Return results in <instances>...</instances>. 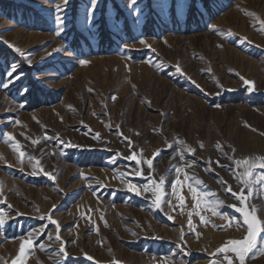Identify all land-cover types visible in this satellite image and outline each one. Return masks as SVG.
Segmentation results:
<instances>
[{
	"label": "rangeland",
	"instance_id": "rangeland-1",
	"mask_svg": "<svg viewBox=\"0 0 264 264\" xmlns=\"http://www.w3.org/2000/svg\"><path fill=\"white\" fill-rule=\"evenodd\" d=\"M56 3L0 0V49L8 51L0 50V80L7 79L4 72L12 62L26 73L0 90V131L14 137L0 140V212L6 219L0 226V264H13L29 233L44 248L26 249L25 264H227L217 249L246 233L235 226L242 224L231 207L238 202L217 182L223 178L239 191L229 170L234 165L216 145L235 159L264 156V0H198L195 9L193 0H138V12L127 0H102L91 26L84 23L87 0H70L60 37ZM56 48L63 51L53 52ZM85 58L89 63L79 65ZM241 77L254 82V91ZM24 86L30 94H20ZM89 128L105 143L86 134ZM117 131L134 141L138 159L140 154L153 159L151 175L165 179L171 206L156 209L150 194L127 191L128 180L137 185L145 180L131 175L128 165L134 161L115 155H129ZM45 133L74 147L47 140ZM27 157L39 159L56 179L43 172L31 175L35 160L30 164ZM209 158L227 167L212 163L206 171ZM191 160L196 164L187 168ZM176 166L185 172L173 193ZM141 169L148 174L146 164ZM189 183L212 195L193 200ZM253 193L248 203L264 220V190L256 185ZM207 200L223 201L217 207L228 219L214 215ZM50 211L60 224L66 259L56 255L61 245L55 226L39 218ZM42 225L47 227L39 234ZM257 247L264 248V233ZM246 264H264V253Z\"/></svg>",
	"mask_w": 264,
	"mask_h": 264
},
{
	"label": "snow or ice",
	"instance_id": "snow-or-ice-1",
	"mask_svg": "<svg viewBox=\"0 0 264 264\" xmlns=\"http://www.w3.org/2000/svg\"><path fill=\"white\" fill-rule=\"evenodd\" d=\"M54 3H56V0H53ZM70 3V0H61V2L56 3L55 7V35L57 37H60L65 32V23L66 18L64 16V13L67 11V7ZM100 3H102V0H87V5L85 9V16H84V23L87 26H91L95 20V14L96 11L99 8ZM127 7L131 9L133 12H138V0H127ZM213 31H216V29L213 28ZM3 43L7 44L9 48H12L16 53H18L21 57L25 56V53L21 51L18 47H15L11 43H8L7 41H3ZM139 43L144 45L145 47H151V45L147 44V41L143 38L139 39ZM127 47V45H126ZM63 49L56 48L53 49V52H61ZM53 53H48V55H52ZM147 63H151V61H144ZM26 63L29 67L32 65L31 58H28L26 60ZM79 65L84 66L89 63L88 59H79L78 60ZM176 71L180 73L181 75H184L183 70L177 66ZM26 73L21 72L18 70V65L16 62H12L7 66L6 71L4 72V76L7 77V79L0 80V90H6L9 89L10 86L14 85L16 81H20L24 78ZM39 75V74H37ZM243 80V84L247 86V90L249 92L254 91V82L249 81L247 79ZM194 83V81H193ZM199 87V85H197ZM218 87H220L218 85ZM91 91V90H90ZM21 95H27L30 94V89L27 86L21 87L19 90ZM219 94V93H217ZM207 95V93H206ZM13 100H15L14 97H12ZM113 100L116 99L115 96L112 97ZM19 103V102H17ZM19 106L21 108L24 107L23 103H20ZM219 107V105H218ZM15 124H19V120L14 121ZM119 129V126H117ZM92 130L89 128L88 133L91 134ZM117 135L121 136L123 140L127 141V147L129 149V155L124 156L123 153H116L115 155L122 157L123 159H126L129 162L134 161L135 164H129L128 167L132 169L131 175L133 177L139 176L145 180V183L142 185H137L135 182H132L130 180L126 183V188L128 192L134 193L137 196H141L144 194H150L151 203L153 204L154 208L161 209L162 210V204L168 203L171 206V202L167 201L165 199V179L161 177L159 181H156L152 175L151 172L153 170V159H145L142 154H140V158L138 159L137 153L134 151V141L130 137L123 136V133L120 131H117ZM138 135L139 133H135ZM91 138L93 140H96L98 143H105V141L101 138L100 133L91 134ZM14 139L13 135L7 131H0V140H7L12 141ZM45 139L47 140H56L57 144H64L65 147H74L71 143L65 144L64 141L60 140L58 137L48 136L47 133H45ZM33 143H40V141H33ZM84 147V146H79ZM171 147V145L169 146ZM201 149H203V143L199 145ZM217 149L222 152L224 157L226 159H229L232 161V164L234 167L230 168L229 170L232 172L233 177L239 182L240 188L239 191L233 190L232 186L228 184L227 181H224L223 178L217 179V182L221 184V186L224 188V191L226 193H230L231 197L234 198L238 203L232 205L231 207L234 208L235 212L240 213V216L242 217V224L237 222L236 227H245V233L241 239H233L227 241V244L217 249L219 253L223 254V260L227 262V264H246L247 260L255 258V256L259 253H264V248H258V241L261 238V234L264 233V220H260L255 215L257 209L255 206L248 203L249 198L253 196V190L254 186L259 185L261 190H264V156L255 157V158H244V159H235L234 156L229 157L227 153L223 152V146L219 143L216 145ZM20 145H16V151H19ZM189 153L194 154L196 149L189 148L187 149ZM235 150L233 149V152ZM158 154V153H157ZM19 155L21 157H25L24 152H20ZM29 163L33 160H35V163L32 164V170L31 175H40L42 172L43 174L47 175L49 180H55L56 177L51 172H45L43 169V166L41 165V162L39 159H36L35 157H27ZM180 160L182 162H185V156L183 152L180 153ZM114 162V161H113ZM212 163H215L216 167L224 168L227 167L226 165L222 164L220 160H216L215 162L211 161V158H209V164L206 168V171L212 170ZM147 165V172L148 174L145 175V172L142 171L141 165ZM196 164L195 160L186 161L185 166L187 168H191ZM182 172H185V168L181 166L175 167V173L177 179L174 180L170 187L175 193L177 189V185L181 183L179 177ZM118 175L121 176L122 180L126 179L125 174L119 173ZM87 180V178L85 177ZM184 180H190V177L185 174ZM201 182L199 180L195 181L196 185H199ZM189 188L191 191V196L193 200H197L199 197L200 200H205L206 197L212 195L209 192H201L196 186H193L192 183H189ZM245 189H247V194L245 193ZM93 195H98L95 190H93ZM99 198V197H98ZM145 198H149L146 196ZM180 203L183 205L184 198L180 197ZM223 204V201L221 200H207L206 206L214 215L220 216L221 218L228 219L227 216L224 215L222 211L218 209V205ZM53 209H55V205L53 206ZM53 212L50 211V213L45 217L41 216L40 219L44 220L46 219L48 224H51L55 226L57 235L55 236V241L60 243V248L58 249V252L56 255H63V258L66 259L68 257V252L65 247V242L61 240V237L59 235L61 229L60 224L57 220L52 218ZM169 219H172L171 216L168 217ZM235 219V218H233ZM201 220L207 223V221L204 220V217H201ZM6 223V219L4 217L3 212H0V226H3ZM47 225H42L41 229L37 230L39 234L44 233V229H46ZM189 227H191V220H189ZM48 239L51 240V235L48 236ZM181 239H183V236H181ZM33 246H38L39 248L43 249L44 244L35 245L34 244V238L32 237V233H29L28 237H25L22 242L19 245V254L17 258L13 261V264H25L24 257L26 255V249H29ZM229 253H232L233 255H229ZM89 260H92V257H86ZM54 264H62L61 261H56ZM212 264H215V261L212 262Z\"/></svg>",
	"mask_w": 264,
	"mask_h": 264
},
{
	"label": "trees",
	"instance_id": "trees-1",
	"mask_svg": "<svg viewBox=\"0 0 264 264\" xmlns=\"http://www.w3.org/2000/svg\"><path fill=\"white\" fill-rule=\"evenodd\" d=\"M198 0H193V8L195 9L196 8V2H197ZM201 2L202 3H205L206 2V0H201ZM103 12L105 11V7H104V9L102 10ZM103 14H105V13H103ZM102 14V15H103ZM192 14H189L188 15V18H191L192 16H191ZM75 43L78 45V46H80V44L82 43V41H80L79 40V38H78V36H76V38H75ZM0 50H2V51H4V52H6V53H8V51L6 50H3V49H0ZM2 53H1V51H0V55H1Z\"/></svg>",
	"mask_w": 264,
	"mask_h": 264
}]
</instances>
